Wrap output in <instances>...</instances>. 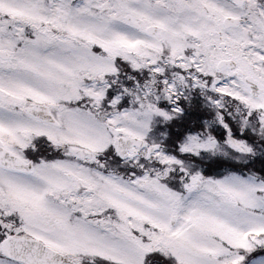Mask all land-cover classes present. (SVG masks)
Listing matches in <instances>:
<instances>
[{
	"label": "snow or ice",
	"instance_id": "6c2138e0",
	"mask_svg": "<svg viewBox=\"0 0 264 264\" xmlns=\"http://www.w3.org/2000/svg\"><path fill=\"white\" fill-rule=\"evenodd\" d=\"M0 264H264V0H0Z\"/></svg>",
	"mask_w": 264,
	"mask_h": 264
}]
</instances>
